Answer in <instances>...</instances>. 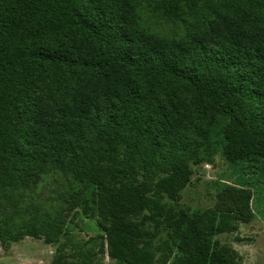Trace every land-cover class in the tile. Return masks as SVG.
<instances>
[{
	"label": "trees",
	"instance_id": "16d2710c",
	"mask_svg": "<svg viewBox=\"0 0 264 264\" xmlns=\"http://www.w3.org/2000/svg\"><path fill=\"white\" fill-rule=\"evenodd\" d=\"M153 2L185 25L180 37L146 28L142 0H0L3 250L55 245L72 212L95 208L103 234L81 264H240L213 241L239 216H177L166 200L181 201L192 165L214 161L228 123L239 147L228 160L264 161V0ZM50 171L92 185V205L24 210Z\"/></svg>",
	"mask_w": 264,
	"mask_h": 264
},
{
	"label": "rangeland",
	"instance_id": "374dc122",
	"mask_svg": "<svg viewBox=\"0 0 264 264\" xmlns=\"http://www.w3.org/2000/svg\"><path fill=\"white\" fill-rule=\"evenodd\" d=\"M142 20L146 28L166 37H180L185 25L180 21L168 20L161 12L154 10L153 0H142ZM216 91V90H215ZM218 92L217 96L223 98ZM225 146L215 156L213 162L192 165L193 176L189 185L182 191V199L172 206L177 216H193L194 213L217 214L232 213L240 217L238 229L213 237L224 251L240 264H264V161L247 163L231 162L226 152L239 151L233 126L227 124L224 132ZM80 202L86 198L92 205L94 187L75 182L62 173L45 174L39 185L33 187L24 210L30 206L45 208L49 204L60 203L62 199ZM73 218L69 216L67 234L55 245L42 240L25 238L13 243L9 251L0 245V264H81L83 257L91 250L98 251L102 231L97 223V211L94 208L89 216L81 209ZM149 231L154 226L146 224ZM170 230L162 227L156 238V244L169 239ZM172 258L170 264H173ZM91 264H116L108 256L99 255Z\"/></svg>",
	"mask_w": 264,
	"mask_h": 264
}]
</instances>
